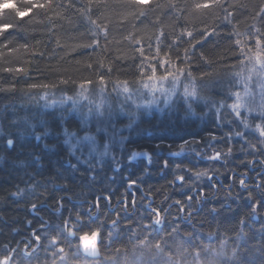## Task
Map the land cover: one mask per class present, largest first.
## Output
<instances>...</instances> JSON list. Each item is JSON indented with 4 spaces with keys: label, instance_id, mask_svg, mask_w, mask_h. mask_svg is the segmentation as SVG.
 I'll use <instances>...</instances> for the list:
<instances>
[{
    "label": "trees",
    "instance_id": "obj_1",
    "mask_svg": "<svg viewBox=\"0 0 264 264\" xmlns=\"http://www.w3.org/2000/svg\"><path fill=\"white\" fill-rule=\"evenodd\" d=\"M69 2L70 0H56L57 4H63L64 7L49 12L47 17L33 13L21 19L15 16V8L27 7L26 0H0V4H3V9L0 10V28L11 25L0 33V88L15 89V91H0V252L2 255L11 253L20 235L24 231H30L28 225L35 227L34 217L28 213V209L33 203L41 202L43 198H49L55 193L53 188L55 184L66 185L71 193L86 195L91 193L88 189L91 183L89 170L84 168L71 170L66 167L64 148H59L60 145L51 143V139L46 137L44 143L50 147L55 146L54 151L48 152L41 149L44 143H37L30 132H26L24 137L17 136L18 131L23 130L24 126L17 123L14 116H23L25 112H43L44 118L49 121V129L58 135L61 130L60 124L63 127L64 122L65 124L68 122L69 128H75L76 125L75 117H66L69 118L67 121L55 118V114L60 116L62 112L59 107L43 109L41 106L44 101L39 100L37 104L35 91L30 98L24 91L28 89L29 83L54 82L60 73H66L77 79L81 75L93 77L94 74L85 71L83 65L99 59L105 66L111 64L114 68L113 74L106 76V80L111 81L106 85L107 93H110L113 82H117L119 87V82L125 79L131 81L132 73L137 68L140 69V75L135 77L137 82L147 78L146 74H150L149 69L156 63L155 37L160 31L170 34V39H176L184 29L192 31L195 37L192 42L195 44L196 40L204 39L200 37L199 32L214 25L217 35L207 37L204 47L197 45L195 49L197 54L204 52L211 58L213 53L228 48L230 44L228 36L233 29L244 33L253 24L257 27L264 25V18L260 16V9L264 8V0H222L224 7L233 13L230 22L222 19L225 13L219 9L214 15L209 16L187 11L178 12L170 7V4L183 6L191 0H146L140 8L127 3V0H93L86 14L83 13V9L88 4V0H71L72 7H68ZM239 5L244 6L238 7ZM90 21L103 24L107 29V36L103 31H97ZM132 37L140 40L141 44L135 45ZM94 39L99 40V47L95 50L84 47L91 44ZM184 39L190 38L184 37ZM150 42L152 47H149ZM24 45L28 47L25 48ZM134 47H143L144 56L141 57L134 51ZM41 52L45 53L43 57L39 55ZM193 60L195 62L191 65V71L194 75L203 72L213 73L214 81L210 89L203 93L208 98V103L199 100L194 102L192 105L194 115L188 111L185 104L181 103L172 118L166 113L163 114L157 121L156 128L155 124H150L153 118H143L144 126L149 127V132L153 134L158 131L157 135L169 140L167 143L176 151L184 140L192 138L200 140L199 144L188 145L190 151L181 158L175 159L174 164L179 165L178 168L176 166L174 168L175 177H185L187 182L184 184L192 190L202 185L210 187L209 177L214 182L219 178L227 180L234 171L238 174L249 172L252 161L256 159L264 162V147L257 139L258 134L245 137L248 142L255 145L254 149L248 147L245 139L239 137L227 143L224 140L208 141L206 133L212 132L217 137H221L230 129L237 130L238 121L225 107L227 105L225 100L229 97V88L233 85L235 87L238 80L232 73L240 69L224 67L214 69L207 63L196 61L195 57ZM174 63L178 67L185 66L178 60ZM227 63L236 65L237 56L230 57ZM9 67L25 68L26 74L9 73L4 70ZM163 71L164 66H159L157 77ZM99 72L100 69H97L95 75ZM181 79L184 80L183 77ZM76 91L78 88L69 86L66 95L74 94ZM52 93H55V96L61 95L59 89H52L49 95ZM213 102L219 104L214 105ZM218 107H221V111L216 115L215 109ZM217 120L221 121V128L215 126ZM227 121L232 123L229 124ZM172 122L174 131L171 130ZM139 126H136V130H139ZM239 128L245 131L242 126ZM149 138L151 139L152 135ZM5 139H13L17 142L13 148H5ZM229 147L232 149L230 153ZM159 149L161 152L157 157L160 165L158 170L154 173L151 170L145 175L146 169L142 174L135 168L129 176L137 178L145 175L144 177L148 179L156 178L157 183L149 184L152 190L149 192H154L156 196L159 194L171 196V186L167 189L168 178H171V163L169 167H163V161L169 159L164 157L166 152L163 143ZM216 151L221 152V157L218 160H209L207 157L214 155ZM32 152L43 156L45 164L43 170L35 164ZM259 160H256V165L260 164L257 162ZM21 162H24L23 165ZM57 165L60 168H56ZM101 171H98L100 178ZM201 172H207V175L198 176L197 173ZM106 184L96 182L94 186L96 189H101L108 187ZM18 188L23 190V194L12 195ZM210 190L212 192V188ZM231 194L234 198H230L227 192L222 193V196L220 194L224 199L221 205L215 204L220 197L212 198L206 208L207 213H191L189 219L188 216L182 218L181 213H162L161 224L151 229H146L145 226L153 225L152 213H122V215L118 214L119 216L111 213H92L91 217H98V220L93 221V227H100L101 256L98 259L87 258L80 248L78 251V239H64L63 236L61 239L57 235V230L65 220L75 223V216L79 214L83 222H88L90 219L88 215L47 213L49 226L43 232L47 240L44 246L46 248L43 247L41 254H39L41 249L30 254L29 260H25V254L17 249L13 253L12 264L17 261L19 264H53L54 249L49 247V240L54 236L59 241L58 246L69 253V264H264V177L262 186L258 189L250 187L245 190L238 185ZM226 202L229 207L224 206ZM253 211L257 216L252 215ZM114 220L116 225H112ZM76 227L78 228L79 225ZM173 227L177 228L174 233L171 231ZM84 231L88 229L85 228ZM109 233L111 236L108 235ZM145 239L147 241L141 244ZM55 264H60L59 257L56 258Z\"/></svg>",
    "mask_w": 264,
    "mask_h": 264
},
{
    "label": "snow or ice",
    "instance_id": "obj_2",
    "mask_svg": "<svg viewBox=\"0 0 264 264\" xmlns=\"http://www.w3.org/2000/svg\"><path fill=\"white\" fill-rule=\"evenodd\" d=\"M145 0H127V3L133 5L134 7L140 8L143 7ZM27 7L21 9L19 7L15 8V16L18 18H23L25 15H42L47 17V14L51 11H54L58 7H64L63 4H57L56 0H26ZM93 3V0H88V4L85 5L83 13H88L89 5ZM3 4H0V10L3 9ZM244 5H239L238 7H243ZM68 7H72L71 0L68 4ZM170 7L178 12H189L192 14H201V15H214L217 9L223 11L225 15L222 17L226 22H230V19L233 15L232 12H229L227 8L224 7L222 0H191L190 3H185L183 6L170 4ZM232 7V5H229ZM260 16L264 18V8L260 9ZM93 23L97 31H103L104 35L107 36V29L103 24H96L95 21H90ZM11 25H5L0 28V33L5 31ZM200 37L204 38L202 40H196L193 44L195 37L193 36L192 31L186 29L182 30L176 39H170V34H165L163 31H160L155 37V57L156 63L152 65L149 69L150 74L147 75V80L151 83H142V87H137V80L135 77L140 75V69L137 68L133 71V79L131 81L125 79L122 82H119V87H117V82H113V91L117 92L119 95H123L124 99L116 103L113 106L111 100L107 97V83L111 82L106 80V76H111L114 72V68L111 64L105 66L102 60L97 59L94 62H86L83 67L85 71L91 72L94 74L93 77H85L81 75L79 79L74 78L66 73H60L57 77V80L50 83H29L28 89L24 90L28 95L32 96V92L35 91L37 99V104L39 100H43L44 103L41 106L43 109H55L57 107L65 109V107L71 104L70 107L66 109V112H61L59 119L64 121L66 119V114L76 113L81 117L82 126L87 129L89 128L90 121L95 120L96 122V131H108V125L113 128L115 131L114 121L117 117L121 115L129 116L128 127H132L133 119L136 115L134 111H129L126 105L131 102L137 110L152 109L153 106H157L160 103L159 98L156 97L155 93L159 92L161 96L164 97V105L166 107L174 106V104L183 100L185 106L189 112L193 115L195 114L192 108V105L197 100L204 101L208 103V98L203 95L211 87L212 81H214L213 73L203 72L199 75H194L191 71V65L193 62V57L196 58V61L204 62L212 66L214 69L217 67H224L226 69L239 68V71L232 73L234 78H238V82L243 85V96L238 90H234L233 87H230L228 90L229 97H235V102L231 105H225V107L230 108L231 113L234 114V118L238 121L237 130H229L228 133H225L221 137H217L214 133H206L208 141L215 140H224L226 143L233 138L239 137L240 139H245L246 136L256 135L258 133L257 139L260 141L262 147H264V25L257 27L253 24L247 32L240 33L233 29L229 33L228 39L230 44L225 51L215 52L212 54L211 58L206 56L204 52L195 51L196 46L204 47V43L207 40V37H215L217 35V29L215 26H210L199 32ZM188 37L190 39H184ZM242 37V38H237ZM134 40L135 45H140V40ZM187 47H183V45ZM250 45V46H249ZM59 46V42H57ZM100 46V42L97 39H94L93 42L84 47L95 48ZM152 42L149 43V47H152ZM27 48V45H24ZM54 51V50H53ZM141 57L144 56L143 47H134ZM40 56H44L45 53H39ZM232 56H237V64L229 65L227 63L228 59ZM123 58V57H120ZM152 59V57H149ZM178 60L181 64H184V67H178L174 61ZM79 63V62H77ZM95 65V66H94ZM164 66V71L159 77H157L156 72L159 66ZM170 66V67H169ZM143 67V65H141ZM97 69H100L98 75H95ZM5 71L9 73H22L26 74L25 68H6ZM55 71V69H52ZM181 77H183L186 83H181ZM167 81L170 84V87H157L161 82ZM61 85L63 87H61ZM69 86L78 88V91L75 92V95L69 96L66 95V92ZM98 86V87H97ZM178 88L182 89L181 94H178ZM52 89H59L61 95L59 97L55 96V93L49 95V92ZM142 89H148L152 93L151 99H140L139 102L134 97H142ZM256 89L259 91L257 92ZM48 90V91H44ZM0 91H15L14 88H0ZM42 93V94H41ZM93 96H96L97 99H93ZM87 102L86 104L84 102ZM214 105H218L219 102H213ZM243 108L247 111L251 117V122L248 118L241 119V111ZM215 114V112H214ZM14 120L17 123H21L24 127L23 130L18 131V137H24L26 132L31 133V137L35 139L37 143L42 142L49 135V121L44 118L43 112H25L23 116L15 117ZM231 124V121H227ZM217 128L222 127L220 120L215 122ZM239 126H242V129L248 130L247 132L240 130ZM37 129H42V131H37ZM63 135L65 139L63 143L68 145L71 153H75L77 148L82 143H87L91 146V150L95 152L98 148V142L96 136L91 134L90 131L86 132L83 136H77L76 132H69L67 128H64ZM75 139V143L73 140ZM206 141V142H208ZM17 141L13 139H5L4 145L5 148H13ZM193 143L199 144L200 140L196 138L184 140L178 145L181 151L184 150L185 145H191ZM245 144L248 147L255 148V145H252L245 139ZM160 145H157L159 147ZM171 148V145H164ZM43 147L48 152L55 150V146H49L47 143L43 144ZM102 155L109 154V144L103 145ZM229 147L228 151L231 152ZM172 156L180 155V152H170ZM32 158L35 164L39 169L43 170L45 164L43 163V156L41 154L32 152ZM138 156H145L148 159V162L151 163V156L147 152H133L131 154L132 159ZM221 157V152L216 151L214 155L208 156L209 160H218ZM24 162H21L23 165ZM177 168L179 165H175ZM69 167H74L70 165ZM163 167H168V161H163ZM200 175H207V172L197 173ZM34 179V177H33ZM178 181H183V176H177ZM211 179V177H209ZM244 180H240V184L244 185ZM137 184L136 180H129L128 187L132 188ZM23 194V190L17 189L16 193L12 195ZM188 201L192 200V197H187ZM135 201H133V204ZM177 204L181 206V211H183V204L180 201H176ZM189 208L191 205L189 204ZM32 209H36V204H32ZM149 211L153 214V225L145 226L146 229H151L155 225L161 224V214L157 209L150 208ZM85 215L90 217L88 222H83L79 214L75 216V223H70L69 220H65L62 226L57 230L58 236H63L64 239L75 238L80 241L85 252L90 255L97 254V241L100 236V227H93V221L98 220V217H91V213L87 212ZM191 215V212H189ZM113 225H116V221H112ZM76 225H79L77 228ZM87 228L88 231H84ZM162 231V230H160ZM171 231L174 233L177 231L176 227H173ZM111 236V233L108 234ZM36 241L40 240V236L34 235ZM147 239L141 241V244L145 243ZM59 241L54 236L49 240V247L53 248V264L55 260L59 257L60 264H69L70 257L69 253L65 252L63 247H59ZM158 246V245H157ZM29 245L25 244V249ZM11 251L15 252V249ZM35 251V249H33ZM79 251V245H78ZM31 255L25 252L24 259L29 260ZM11 255H6L3 258H0V264H10L12 261ZM19 264V262H15Z\"/></svg>",
    "mask_w": 264,
    "mask_h": 264
},
{
    "label": "flooded vegetation",
    "instance_id": "obj_3",
    "mask_svg": "<svg viewBox=\"0 0 264 264\" xmlns=\"http://www.w3.org/2000/svg\"><path fill=\"white\" fill-rule=\"evenodd\" d=\"M151 118H153V116H151ZM156 120L157 118H155L154 115V120L152 122ZM150 124H155L154 127H157L156 122ZM139 125H145L143 118L138 122L137 127ZM171 130L174 131L173 122L171 123ZM130 131L131 132L128 139L125 141V143H123V150H116L112 152L110 157H96L92 160L89 158L86 160L89 161L88 163L79 161L73 157L72 159L70 158V162H64L65 166L71 170H78L79 168L89 170V181L91 183L88 189L91 191V193L87 195L71 193L70 189L66 187V185L62 183L55 184L53 187L55 193H52L49 198H43L41 202L35 203V210L32 209V205L29 207L28 213H31V215L34 217L33 223L35 227L28 225L27 227L30 229V231H24L20 235L13 249H19L23 254H25V252L32 254L34 252L33 249L36 251L46 246L47 240L43 235V232L49 226L47 213L61 214L90 212L91 215L92 213H111L113 215H122V213H151L149 209L153 208L160 211L161 218L163 217L162 213H181L182 218L188 216L189 219L191 216L189 215V212L207 213L206 208L211 203L209 201L216 196L220 197V194L222 196V193L224 194L227 192L230 195V198H234V195L231 193L238 185H240V187L245 190L249 189L250 187L258 189L262 186V178L264 177V162L259 160L257 162H260V164L256 165V160H254L252 161L249 172L238 174L234 171L227 178V180L219 178L217 180L218 184L211 178L209 179L211 184L209 185L210 187L202 185L192 190L184 184L187 182L185 177L183 181H178L174 174L175 159L181 158L183 154L187 152H184L185 150H183V153H181L180 151H176L174 148L166 149L167 146H164V152H166L164 157L169 159L167 160L168 167L170 166L169 163H171V178H168L169 183L167 185V189H169L171 186V196L168 194H163L162 196L159 194L156 196L154 195V192H149V190L152 191L149 187V184L157 183V179H148L144 176L149 174V171L151 170L154 173L155 170L159 169V161L154 152L160 150L159 147L161 146V143H163V145H170L167 143L169 140H167L165 137H159L156 135L157 133L152 134L149 131L145 134L141 132V136L140 130L131 129ZM151 135L152 138L150 139L149 137ZM145 138L148 140L146 144L144 143ZM44 142L45 140L40 143ZM157 145L160 146L157 147ZM134 151H146L151 156V163L148 162L147 157H136L131 159V154ZM170 152H180V155L172 156L169 154ZM118 155L124 157L116 159L115 157ZM158 155H160V151H158ZM70 165L74 167H69ZM105 167L107 168L105 171L106 177L105 180H102L100 177H98V171H101ZM135 168L139 169L142 174H144L143 170L146 169L145 175L137 178L130 177V173H132ZM260 170H263L262 175L259 172ZM241 179L244 180V185L240 184ZM129 180H136L137 184L132 188H129ZM96 182H100L103 185L107 183L106 186L108 185V187L96 189L94 186ZM211 188L212 192L210 190ZM176 191H178V193H176ZM189 196L192 197L191 201H188L187 199ZM218 199L219 200L215 204L221 205L224 203L223 198L220 197ZM133 201H135L134 204ZM176 201H180L181 204H183V211H181V206L177 204ZM189 204L191 205V208H189ZM224 206L229 207V204L226 202ZM212 207L213 206L211 204L210 208L212 209ZM34 235L40 236V240L36 241ZM60 238L62 239V236H60ZM72 239L74 240L75 238ZM26 243L29 245L27 249H25ZM77 245H79V248L83 253L82 245H80L79 240L77 241ZM97 246L99 248L98 241ZM13 253L14 252L11 251V253L7 255H11L13 257ZM4 256L6 255H2L0 252V258H3ZM10 264H12V261H10Z\"/></svg>",
    "mask_w": 264,
    "mask_h": 264
},
{
    "label": "rangeland",
    "instance_id": "obj_4",
    "mask_svg": "<svg viewBox=\"0 0 264 264\" xmlns=\"http://www.w3.org/2000/svg\"><path fill=\"white\" fill-rule=\"evenodd\" d=\"M142 83H151V82L148 81L147 78L145 80L143 79V80H141V81H139L137 83V87H142ZM181 83H186V81H184V80L181 79ZM160 86H163V87L167 88V87H170V84H169V82L164 81V82H161V84H158L157 85V87H160ZM234 90L240 91L241 92V95L243 96V85L240 84L238 82V80H237V83H236V85L234 87ZM256 91L258 92L259 90L256 89ZM142 92H143V96L142 97H134L135 99H137L138 102H139L140 99H151L152 98V93L148 89H142ZM181 92H182V89H179L178 88V94H181ZM73 95H75V93L74 94H71L69 96H73ZM155 95H156L157 98H159L160 103L157 106H153L152 109H150V110L144 109V108H141V109L137 110L135 108V106L131 104V102H129L126 105V107L129 109V111H134L136 113L135 117L132 118L133 119V122H132V127L131 128L128 127V124H129V116H127V115H121V116L117 117L115 119V121H114L115 131L113 130V128L111 126L102 125V127L103 126H107L108 127V131L107 132H105V131H99V132H97L96 131L97 125H96L95 120L90 121L89 128L85 129L82 126L81 117L78 114H76V113H71V114H66V117H69L70 116L71 118L72 117H75L76 118V119L73 118L76 121L75 122L76 123L75 128H69L68 127V122H67V124H65V122H64V126L63 127L60 124L61 130H60L59 135L57 133H53V135L50 136L51 132H49V135L47 137H49L51 139V141H52L51 143L58 144V146L60 145L61 147H59V148H62V149L64 148L65 150H68V153L72 157L78 159L79 161H84L85 163H88L89 162V161H86L89 158H90V160H92V159H94L96 157H98V158L99 157L100 158L110 157V155H111L112 152H114L116 150H120V151L123 150V146H124L123 143H125V141L128 139L129 134L131 132L130 130L131 129L132 130L136 129V126H137L138 122L142 118H148V119H150L151 116H153V119H154V115H155V118H158V117L162 116L165 113H166V115H168V117L171 116V118H172L175 115L176 111L178 110V107H179L178 105L181 104V103L182 104H185V102L183 100H179V101H177L174 104V106H172V107L171 106L166 107L164 105V97L161 96V94L159 92H156ZM56 97H59V96H56ZM107 97L111 100V102L113 103V106L116 105V103L118 102V100L119 101H122L124 99V96L123 95H119V97H118L117 92H114L113 90L110 93H107ZM93 99H97V97L96 96H93ZM234 102H235V97L234 96L231 97V98L228 97L227 100H225V103L227 105H231ZM84 103L86 104L87 102L85 101ZM70 106H71V104L69 102V104L65 107V109H61V108H58V109L60 111H62V112H66V109L68 107H70ZM227 109H228V111L231 112L230 108L227 107ZM215 110H217L216 111V115H217L221 111V107H218ZM240 111H241V119L248 118L249 121L251 122V120H250L251 117L249 116V114L247 113V111L245 109H243V108H241ZM69 118H67V119H69ZM67 119L65 121H67ZM121 119L123 120L124 124H120L119 123V120H121ZM64 128H67L69 130V132H73V131L76 132L77 133V136H83L86 132L90 131L91 134H93V135L96 136V139H97V142H98V148H97V150L95 152H93L91 150V146L89 144L82 143L77 148V150L75 151V153H71L69 146L63 143V140L65 139V137L63 135ZM245 131H248V130H245ZM156 132L159 133L158 131H156ZM140 136H141V133H140ZM60 137H61V139H60ZM73 143H75V139L73 140ZM106 143L109 144V154L108 155H102L101 153H103V151H104L103 145L106 144ZM41 149L42 150H45L44 147H41ZM184 150H185L184 152L190 151V147L188 145H185ZM158 151L159 150H157V151L154 152L155 156H157V157L159 156L158 155ZM178 151H180L181 153H183L179 148H178ZM205 160H207V159H205ZM29 162L31 164L33 163L31 160ZM262 171L263 170H260L259 171L261 173V175H262ZM147 184H148V182H147ZM252 215L257 216V213H255V211H253L252 212Z\"/></svg>",
    "mask_w": 264,
    "mask_h": 264
},
{
    "label": "bare ground",
    "instance_id": "obj_5",
    "mask_svg": "<svg viewBox=\"0 0 264 264\" xmlns=\"http://www.w3.org/2000/svg\"><path fill=\"white\" fill-rule=\"evenodd\" d=\"M144 80H145V79H144ZM55 115H56L55 118L58 119V118H59V115H57V114H55ZM160 117H161V116H160ZM160 117H158L157 120L154 121V122L157 123V121L159 120ZM250 120H251V119H250ZM154 122H152V123H154ZM119 123H120V124H124V122H123L122 119L119 120ZM142 126H143L145 129H144ZM142 126H141L142 128H139L140 133L142 132V133L145 134L146 132L150 131V129H149L148 126H144V125H142ZM49 132H51L50 136H52V135H53V131L49 129ZM65 151H66V152H65V153H66V156L64 157V158H65V159H64V162H66V161L68 162V161L70 160V158L72 159L73 157L68 153V150H65ZM125 155H126V152H125ZM123 157H124V156H123ZM123 157H122L121 155H118V156L115 157V158H116V159H119V158H123ZM256 160H259V159H256ZM69 162H70V161H69ZM56 168H60V167L57 165ZM106 169H107V168L105 167V168H103L102 171H101V179H102V180H105L104 173H105ZM44 248H46V247H44ZM43 250H44V249L42 248L41 251L39 252V254H41V252H42ZM36 251H37V250H36ZM36 251H34V252H36ZM34 252H33V253H34Z\"/></svg>",
    "mask_w": 264,
    "mask_h": 264
},
{
    "label": "water",
    "instance_id": "obj_6",
    "mask_svg": "<svg viewBox=\"0 0 264 264\" xmlns=\"http://www.w3.org/2000/svg\"><path fill=\"white\" fill-rule=\"evenodd\" d=\"M134 152H137V151H134ZM141 152H146V151H141ZM138 157H145V156H138ZM136 158V157H135ZM132 159V158H131ZM98 242H99V237H98ZM82 250H83V253L90 259H98L100 258L101 254H100V249L98 248L97 246V254L96 255H90L88 254L87 252L84 251L83 247H82Z\"/></svg>",
    "mask_w": 264,
    "mask_h": 264
}]
</instances>
